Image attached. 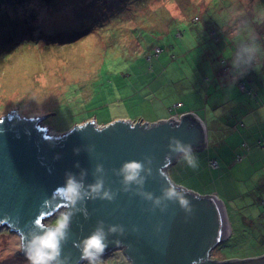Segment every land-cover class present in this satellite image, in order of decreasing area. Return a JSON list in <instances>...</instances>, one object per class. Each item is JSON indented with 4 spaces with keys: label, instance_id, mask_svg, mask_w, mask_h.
I'll use <instances>...</instances> for the list:
<instances>
[{
    "label": "rangeland",
    "instance_id": "rangeland-1",
    "mask_svg": "<svg viewBox=\"0 0 264 264\" xmlns=\"http://www.w3.org/2000/svg\"><path fill=\"white\" fill-rule=\"evenodd\" d=\"M228 6L229 0H0V116H45L42 124L56 135L89 121L153 123L184 110L203 120L207 140L193 150L199 167L189 168L181 156L168 174L174 184L222 202L229 233L210 253L219 261L264 255V66L231 83L243 37L224 21ZM179 102L184 107L174 108ZM209 158L220 167L206 184L201 161ZM0 264H29L20 236L7 226L0 227ZM100 264L129 261L119 249Z\"/></svg>",
    "mask_w": 264,
    "mask_h": 264
},
{
    "label": "water",
    "instance_id": "water-1",
    "mask_svg": "<svg viewBox=\"0 0 264 264\" xmlns=\"http://www.w3.org/2000/svg\"><path fill=\"white\" fill-rule=\"evenodd\" d=\"M43 117L21 116L17 110L0 116V226L17 233L21 241L29 233H41L33 224L36 218L44 224L53 215L70 211L68 235L60 245L63 264L87 261L81 259L77 245L82 246L98 222L107 245L100 258L121 249L129 264H264V255L211 259V251L229 233L222 202L170 180L168 168L182 156L169 148L171 138L190 144L193 150L205 146L206 130L195 116L183 114L179 122L117 120L104 126L89 121L57 135L42 124ZM128 161L142 162L151 174L142 172L143 186L131 184L125 191L116 172ZM97 164L103 166L104 190L114 194L112 200L85 198L69 209L52 198L54 189L65 183L66 173L89 190L101 176L95 171ZM170 183L186 194L189 210L178 200L162 198ZM141 192L151 193L153 200L161 198V203L155 205ZM113 226L122 231L110 232Z\"/></svg>",
    "mask_w": 264,
    "mask_h": 264
},
{
    "label": "clouds",
    "instance_id": "clouds-1",
    "mask_svg": "<svg viewBox=\"0 0 264 264\" xmlns=\"http://www.w3.org/2000/svg\"><path fill=\"white\" fill-rule=\"evenodd\" d=\"M224 21L233 27L234 36L243 37L231 61V83L234 84L236 80L243 78L248 72L258 71L264 66L262 65L264 62V35H261L260 32L261 29H264V0H229ZM84 127L85 125L80 126L81 129ZM96 130L100 131V129ZM169 148L174 152L181 153L183 161L189 168L197 169L199 167V158L190 144H184L175 138H171ZM148 162H151L150 159ZM95 171L101 176L96 179L94 184L88 186L89 190L87 191L84 190L83 183L78 181L72 173H66L65 183L54 189L52 198L63 202L64 206L69 209L85 198L99 196L102 199L112 200L114 194L104 190L103 166L97 164ZM142 172L151 174L150 169H146L142 162L128 161L122 164L116 174L122 176L121 183L124 185V190L128 191V186L131 184L143 186L145 176L141 175ZM160 174L164 175V172L161 170ZM140 194L145 199L153 200L151 193L141 192ZM162 198L178 200L181 207L189 210L186 194L178 191L171 183L168 188L163 190ZM44 203L47 205L48 201L46 200ZM153 203L159 205L161 198H156ZM71 216L70 211L62 213L51 226L43 224L39 217L33 221L35 228L40 229L41 233L39 235L29 233L21 241V249L29 264H53V262L63 264L59 259L60 245L61 241L67 238ZM118 230L122 231L117 226L109 229L110 232H117ZM28 236L31 238L29 239ZM105 239L102 222H98V227L82 241V246L77 245L81 248V259L87 260L88 264H100V256L107 247Z\"/></svg>",
    "mask_w": 264,
    "mask_h": 264
},
{
    "label": "crops",
    "instance_id": "crops-1",
    "mask_svg": "<svg viewBox=\"0 0 264 264\" xmlns=\"http://www.w3.org/2000/svg\"><path fill=\"white\" fill-rule=\"evenodd\" d=\"M241 88H244V86H240ZM180 104H181V106H176V107H174V108H179V109H181V108H183L184 107V104L182 103V102H179ZM176 105V104H175ZM180 113H188V114H192V116H195L196 118H198L199 120H200V122H202L203 124H204V122H203V120L200 118V117H198L194 112H192V111H190V110H184L183 112H180ZM160 118H167L166 116L165 117H158V119H156V120H154V121H156V122H158V121H161V120H165V119H160ZM160 119V120H159ZM153 123H155V122H153ZM205 125V124H204ZM208 160L209 159H204V160H202L201 161V165H202V172H203V175L200 177V179L199 180H201V182H203V183H208L207 181L208 180H210V174H211V172L212 171H215V169H212V168H209L208 167ZM206 169L209 171V174H206ZM168 172V171H167Z\"/></svg>",
    "mask_w": 264,
    "mask_h": 264
},
{
    "label": "built area",
    "instance_id": "built-area-1",
    "mask_svg": "<svg viewBox=\"0 0 264 264\" xmlns=\"http://www.w3.org/2000/svg\"><path fill=\"white\" fill-rule=\"evenodd\" d=\"M156 51L158 52L159 51V49H156ZM241 86H243V84H241ZM176 106H181V104L179 103V104H177ZM183 114H186V113H182V114H180V115H178V114H176V115H173L170 119H172L174 122H179L180 121V116L181 115H183ZM210 167H212V168H215V167H217V163L216 162H210Z\"/></svg>",
    "mask_w": 264,
    "mask_h": 264
},
{
    "label": "trees",
    "instance_id": "trees-1",
    "mask_svg": "<svg viewBox=\"0 0 264 264\" xmlns=\"http://www.w3.org/2000/svg\"><path fill=\"white\" fill-rule=\"evenodd\" d=\"M155 51H156V50H155ZM156 53H158V52H155V54H156ZM241 84H243V83H241ZM241 84H240V85H241ZM243 85H244V84H243ZM213 161L217 163V167H215V168L210 167V162H213ZM207 164H208V167H209V168H212V169H218V168L220 167L219 162H218L217 159H215V158H209ZM249 259H251V258H249ZM243 260H248V259H243Z\"/></svg>",
    "mask_w": 264,
    "mask_h": 264
},
{
    "label": "bare ground",
    "instance_id": "bare-ground-1",
    "mask_svg": "<svg viewBox=\"0 0 264 264\" xmlns=\"http://www.w3.org/2000/svg\"><path fill=\"white\" fill-rule=\"evenodd\" d=\"M1 227V226H0Z\"/></svg>",
    "mask_w": 264,
    "mask_h": 264
},
{
    "label": "flooded vegetation",
    "instance_id": "flooded-vegetation-1",
    "mask_svg": "<svg viewBox=\"0 0 264 264\" xmlns=\"http://www.w3.org/2000/svg\"><path fill=\"white\" fill-rule=\"evenodd\" d=\"M221 261V260H220Z\"/></svg>",
    "mask_w": 264,
    "mask_h": 264
}]
</instances>
